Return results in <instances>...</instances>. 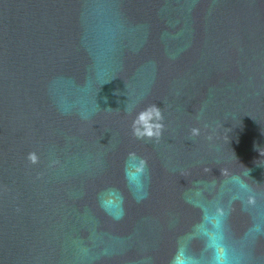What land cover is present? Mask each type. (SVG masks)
Returning a JSON list of instances; mask_svg holds the SVG:
<instances>
[{
    "label": "water",
    "instance_id": "obj_1",
    "mask_svg": "<svg viewBox=\"0 0 264 264\" xmlns=\"http://www.w3.org/2000/svg\"><path fill=\"white\" fill-rule=\"evenodd\" d=\"M0 264H264V0H0Z\"/></svg>",
    "mask_w": 264,
    "mask_h": 264
},
{
    "label": "clouds",
    "instance_id": "obj_2",
    "mask_svg": "<svg viewBox=\"0 0 264 264\" xmlns=\"http://www.w3.org/2000/svg\"><path fill=\"white\" fill-rule=\"evenodd\" d=\"M163 115L160 107L155 104L149 105L145 109L137 113L132 122V134L137 139H156L158 140L162 134L164 125L162 123ZM192 136L199 135V129H191ZM129 158L132 161H138L134 166L133 171L129 172L126 169V176L136 177V174L142 175L146 172L147 162L143 158H138L135 153H129ZM27 159L30 163H38V156L35 152L29 153Z\"/></svg>",
    "mask_w": 264,
    "mask_h": 264
}]
</instances>
